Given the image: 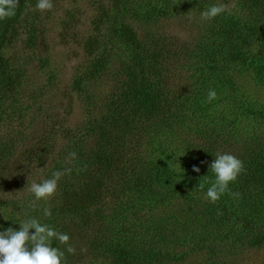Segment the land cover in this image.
Here are the masks:
<instances>
[{"label": "trees", "instance_id": "1", "mask_svg": "<svg viewBox=\"0 0 264 264\" xmlns=\"http://www.w3.org/2000/svg\"><path fill=\"white\" fill-rule=\"evenodd\" d=\"M106 1L99 3L98 15L82 42L86 57L76 70L71 86L73 90H80L84 80L92 78L110 62L116 72L123 75L122 90L116 99L105 104L91 150L76 151L72 135L69 137V145L62 153L74 152L76 158L54 167L55 172L71 171L58 181L59 197L51 214L44 215V201L26 202L20 206L21 223L34 218L68 234L75 254L68 253V245L55 239L51 242L64 252L63 264H93L99 253L102 257H111L113 264H146L158 257L159 249L155 247L169 234L172 241L185 246L183 252L207 249L208 253H215L241 246H263L264 141L260 139V131L264 105L258 104L263 96L258 92L264 91V22L252 24L249 18L264 15V0H220L232 4V11L207 20L205 31L192 47L187 48L173 38L176 46L170 41L171 47L170 43H165L159 50L151 49V44L140 38L127 20L130 16L150 21L177 16L186 10L201 13L219 0ZM28 3L29 0H19L15 16L0 21V117L4 118L8 113L1 107L2 96L13 89L18 75L10 72L1 47L9 41L15 21ZM30 29V38L34 41L37 38L35 27ZM251 39L259 40L261 47L247 54L244 42ZM177 54L185 55L186 60L192 56L201 60V65L193 69L202 72V76L207 73L205 76L208 75L210 83L206 89L216 91L215 100L206 102L208 92L200 89L194 95H175L174 104L170 100L167 105L164 89L155 83L156 78L160 80L156 70L160 58ZM219 57L223 58L221 63L216 59ZM234 64H237L236 69L232 67ZM241 75L248 77L254 88L252 93H245V88L241 90L237 86V77ZM52 78L53 73H49L47 82ZM223 86L226 90L221 91ZM42 91L41 86L31 90L26 112L34 105H41L38 96ZM84 97L90 100L89 95ZM22 115L24 112H20ZM198 116L206 123L196 131H202L207 137L192 149L187 143H177V130L193 129ZM30 118L33 122L35 116ZM58 123L51 124L14 159H11L13 144L20 139L26 141L20 129L16 135L0 136V179L7 177L5 166L8 173H15L18 166H24L21 161L42 165L56 146L55 135L60 130L65 131L63 123ZM223 133L228 139L221 141ZM221 145L228 147L224 149ZM217 152L235 155L243 161L245 171L228 186L230 193H238V196L226 192L216 203H211L205 196L215 181L210 164ZM16 159L21 161L16 162ZM193 166L200 171H193ZM52 174L48 178H52ZM199 184L204 185L203 190ZM161 206H171L172 210L156 214L155 209ZM141 212L152 213L151 217H158L159 222L167 221L168 233H150L137 238L138 234L128 228L144 218ZM107 214L115 219L128 217L129 223L112 228L117 232L116 237L98 240L91 233L94 220ZM7 223L8 227L20 230L15 216H10ZM29 231L30 234L35 232L34 229ZM179 254L168 253L173 258Z\"/></svg>", "mask_w": 264, "mask_h": 264}, {"label": "rangeland", "instance_id": "2", "mask_svg": "<svg viewBox=\"0 0 264 264\" xmlns=\"http://www.w3.org/2000/svg\"><path fill=\"white\" fill-rule=\"evenodd\" d=\"M103 1L107 2L106 0H52L54 4L52 10L40 11L36 8L38 0H29L15 21L12 36L1 47V52L8 60L10 72L18 75V78L13 89L2 96L1 107L8 114H5V118L0 117V136L3 138V136L16 135V131L20 129L21 136L26 140L20 139L13 144L11 159L19 157L24 147L39 139L51 124L58 125V122H62L66 132L60 130L55 135L56 146L42 165H28L21 159H16V162L21 161L20 164L24 165L18 166L17 172L8 173L5 169L7 167L3 168L7 172H5L7 177L0 179V232L9 228L7 222L10 221V216H15L19 224L16 226L20 228L21 204L38 202L29 190L31 184L49 179L51 172H55V165L61 166L71 158L69 154L72 152L64 155L62 153V150L69 145L71 135L76 143V151H89L94 147L97 130L105 112V104L116 99L122 90L123 75L118 74L110 62H107L105 68L98 70L92 78L84 80L80 90H73L71 86L76 70L83 64L86 57L82 42L90 33L92 21L98 15L99 3ZM218 4L228 5L230 11L233 9L232 4L220 0ZM127 20L137 30L140 38L143 37L148 44H151V49L157 50L165 43L169 45L170 41L171 43L175 41L173 38H177L182 45L190 48L207 26V20H203L201 13H196L195 10H186L177 16L150 21L134 19L131 16ZM261 22H264V15L249 18V23ZM33 26L37 38L31 41L30 27ZM247 41H251L244 42V51L247 54H249L248 51L257 52L261 47L257 39ZM172 44L175 45L174 42ZM160 59L156 70L160 80L156 78L155 83L164 89L167 105H170V100L174 104L175 95L183 93L194 95L200 89L208 92L206 87L210 79L208 75L205 76L207 73L202 76V72L193 69L196 65H201L200 59L192 56L186 60L187 57L185 55L183 57L182 54L167 55ZM216 59L220 63L223 60L220 57ZM236 65L232 67L236 69ZM49 73H53V78L52 81L48 80V83ZM211 73L214 74L215 71ZM151 79L155 78L151 77ZM236 84L241 90L245 88V93H252L254 89L246 75L237 77ZM40 86L44 89L38 96L41 105H34L26 112L31 102L29 96L31 90H37ZM223 90H226L225 86L222 87L221 91ZM85 95H89L90 100L87 101ZM258 95H263L258 104L264 105V91L260 90ZM12 107L16 116L13 115ZM20 112H24V115L20 116ZM31 116H35L33 122ZM194 121L197 126L191 130L178 129L176 137L174 136L177 143H184V145L187 143L190 149L194 145L199 146L202 139L207 137L202 131H196L197 127H203L206 120L198 116ZM244 121L247 123L248 120L244 118ZM225 133L221 141L228 139L224 138L227 137ZM260 134V139L264 141V118ZM243 135L242 133V138L245 137ZM221 147L227 149L228 146L221 145ZM66 151L70 150L66 149ZM13 167L16 169V166L13 165ZM58 197L57 191L47 200H40L41 203L44 201L43 208L50 211L57 203ZM163 210L170 211L172 207L161 206L154 212L158 214ZM140 214L144 218L132 221L135 223L134 226L128 228L129 231L138 234L137 238L147 237L145 235L150 233L164 232L165 235L168 233L167 221L159 222L158 217H151L152 213L141 212ZM102 217L95 218L91 230L92 235L98 240L116 237L117 232L113 231L114 226L120 227L125 222L129 223L128 217L124 220L112 218L109 214ZM3 221L6 226L2 224ZM141 224L142 227H140ZM156 246L155 248L159 249L158 257L149 260L146 264H264V245L222 249L215 253H208L207 249L193 251L185 249L187 252H183L182 249L185 246L182 247V244L172 241L169 234L164 242ZM171 252L180 254L173 258L168 255ZM110 259L111 257L105 258L99 253L96 258L94 257L93 264H113Z\"/></svg>", "mask_w": 264, "mask_h": 264}, {"label": "clouds", "instance_id": "3", "mask_svg": "<svg viewBox=\"0 0 264 264\" xmlns=\"http://www.w3.org/2000/svg\"><path fill=\"white\" fill-rule=\"evenodd\" d=\"M19 0H0V21L14 17ZM54 7L52 0H38L36 8L40 11H50ZM224 12H230V8L225 4H214L201 12L203 20H212ZM217 98L215 90H209L206 102L210 103ZM71 158H76V153L69 154ZM211 171L215 174V181L207 189L205 198L211 203H216L220 197L230 193L229 184L235 182L238 176L245 171L244 163L235 155L230 153L217 152L215 160L210 164ZM71 169H66L64 173L53 172L52 178L45 179L41 183L33 182L30 192L37 200H47L52 197L58 189V181L61 176L70 173ZM193 171L199 172L200 168L193 166ZM201 190L204 185L199 184ZM238 196V193H230ZM48 209L44 210V215H50ZM30 229H34V234H30ZM58 240L61 244L68 245L67 251L75 254L76 249L69 245V235L60 233L47 224H42L37 219H29L20 223V230L12 227L0 232V264H63L64 252L52 246V240Z\"/></svg>", "mask_w": 264, "mask_h": 264}]
</instances>
